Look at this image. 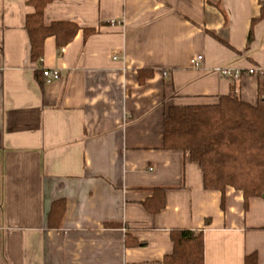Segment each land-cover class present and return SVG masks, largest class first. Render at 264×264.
Masks as SVG:
<instances>
[{
    "label": "crops",
    "instance_id": "0c3cea01",
    "mask_svg": "<svg viewBox=\"0 0 264 264\" xmlns=\"http://www.w3.org/2000/svg\"><path fill=\"white\" fill-rule=\"evenodd\" d=\"M28 2L0 0V264H156L180 230L202 233L204 264L254 254L264 264V198L245 210L240 191L206 190L197 163L163 148L172 106L231 92L257 103L258 75L219 69L264 70V0L55 1L46 25L96 33L61 49L50 37L36 63ZM45 68L61 79H39ZM142 69L155 71L144 85ZM157 188L166 203L153 214L145 203ZM58 200L66 211L52 229ZM127 235L142 245L127 247Z\"/></svg>",
    "mask_w": 264,
    "mask_h": 264
},
{
    "label": "trees",
    "instance_id": "16d2710c",
    "mask_svg": "<svg viewBox=\"0 0 264 264\" xmlns=\"http://www.w3.org/2000/svg\"><path fill=\"white\" fill-rule=\"evenodd\" d=\"M62 0H29L34 13L26 20L31 42V59L41 62L45 41L54 37L58 49L70 44L83 30L85 38L96 33L83 29L75 22H44L46 7ZM256 21H253V23ZM251 36V34H250ZM155 71H138V81L144 85L154 78ZM43 79L42 71L37 72ZM163 148L180 151L199 165L203 173L204 188L223 195L227 188L240 191L245 210L251 198H264V74L258 75V100L255 105L243 101L236 93L221 96L213 105H181L168 108L164 119ZM166 189L153 190V197L145 207L153 214L165 208ZM66 211L64 200L52 204L48 223L52 229L63 224ZM174 252L156 264H204L202 233L189 230L175 231L171 235ZM127 247L141 246L131 235L126 237ZM245 264H257L256 255L246 258Z\"/></svg>",
    "mask_w": 264,
    "mask_h": 264
},
{
    "label": "built area",
    "instance_id": "2783aa9c",
    "mask_svg": "<svg viewBox=\"0 0 264 264\" xmlns=\"http://www.w3.org/2000/svg\"><path fill=\"white\" fill-rule=\"evenodd\" d=\"M114 24V23H112ZM63 52V50H61ZM202 57L199 56L191 61L192 65L194 67H198L202 61ZM220 73L224 77H230L233 78L234 80H239L242 76L244 75H261L264 74V70H260L257 68L245 70V71H240V70H231V69H219ZM42 74L44 77V81L47 84H51L53 82L59 81L61 79V73L57 69H43ZM167 75V73H165Z\"/></svg>",
    "mask_w": 264,
    "mask_h": 264
}]
</instances>
